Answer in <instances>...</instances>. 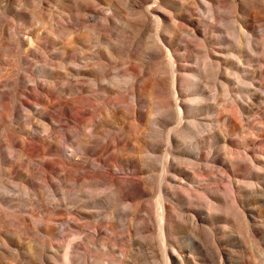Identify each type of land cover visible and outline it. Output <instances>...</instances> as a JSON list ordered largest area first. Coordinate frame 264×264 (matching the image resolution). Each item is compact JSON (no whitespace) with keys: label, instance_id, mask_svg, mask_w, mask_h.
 I'll return each instance as SVG.
<instances>
[{"label":"bare ground","instance_id":"obj_1","mask_svg":"<svg viewBox=\"0 0 264 264\" xmlns=\"http://www.w3.org/2000/svg\"><path fill=\"white\" fill-rule=\"evenodd\" d=\"M59 1L62 2L63 5H65L66 3L68 5V8L66 9L68 14L65 15L61 13L62 16L60 15V17L65 20V22H62L61 24H59V28L61 29L62 33L66 35L67 38H69L70 44H66L62 48L61 57H62L63 65L59 66V68H56L54 65H52L53 67H55L53 68L50 65L51 61L49 60L50 58L49 56L48 58L47 57L43 58V56L42 57L37 56L45 61L43 62L42 71L44 72V75H46V77L51 80L48 83V88L45 89L44 91V93H46L45 97H41L39 94H36V93L26 94L27 96L24 94L26 97H23V95L21 94V90H20L21 85L25 83V78L28 76H23L21 74L22 71L20 72L19 65L21 62L25 61L26 57L32 54L31 47H35L36 43H32V40H29V41L23 40L19 36L18 31L15 29L16 27L13 28V26H10L11 24H9L8 26V32L6 30V36L8 35L7 37L8 39L4 40V37L2 39V44L6 47L4 49L7 50L6 52L10 53V58L8 57L9 58L8 59L5 57L6 58L5 64L6 66L7 65L9 66L8 67L9 73H7V75H3L0 77V88L2 84L8 87V91L3 92L0 90V128L4 126L6 123H8L9 121H11L12 118L15 117L18 124L22 125L23 129L25 130V134H29L33 136L31 137V140L35 143L36 148H28L27 144H24V142H19L16 136L12 134L10 136V139L4 142L5 144L3 142L0 143V158H3V151L6 148L9 150V151L7 150L9 153L11 152L10 154L12 156L13 154L19 156L17 157V159L19 158L20 162H22V165H26V168L28 170L30 169L29 171L31 172L30 173L27 170L26 173H22L23 178L28 184L33 183L32 176H35L38 178L36 180L41 181V183L39 184L41 187L42 186L45 187L44 185H47V187L49 186L48 188H50L51 187L50 185H53L51 182H49V175H48L49 171L47 172V169L42 167L43 165H45L44 156L51 155V156H54V158H56L57 164L60 165L58 169L60 173V178L63 180V182L66 185L71 184L75 186L77 184L78 185L81 184L82 186V184L87 183V181H84V177L87 176V177H90L91 179L93 178L94 179L93 181L98 184H109L107 186L112 185V188H114L115 192L113 193L112 192L113 190L112 191L110 190L111 195L112 194L115 195L116 193L118 197H121L123 195H126V193L129 191L138 190L137 192H139L141 196H144L147 194L149 190L148 187L150 186V183L153 178L152 175H150L152 173L148 174L150 172V163L156 162L154 160L155 157H161V156H157L156 153L161 151L162 146H165L167 151L166 153H164V157H162V161H163V163L161 164L162 172L159 171L160 173H162V175L160 176L162 180H160L161 181L160 186L157 188L159 189V191L158 190L157 191L159 192L158 193L159 194L158 206L160 205V217H159L161 219L160 227L162 230V239H163L165 246L168 243V241H171L170 235L174 231H177L178 229L179 230L183 229V227L185 226V223L187 222H188L187 224H189V222L192 223L194 225L193 227H195V229L200 232L201 230L204 231V228L206 227L205 225H214V224H222V223L229 222V219H228L229 217L224 218L216 214L217 212L214 213L215 210H217L218 208L217 205H221V207L223 208V205L225 207V204L227 205V203H229L228 199L223 198V196H225L226 193L223 192L222 190L221 191L224 193V195L222 192L221 194L219 191L212 192L210 189L206 187L200 189L202 190L200 191L201 193L204 192L208 194L210 197H212V199L215 202H217L213 205L214 207H208L209 205L208 204L209 202H208L207 212L198 210L192 207L190 204H186V207H184L183 211H186L192 215H184L182 214L183 212L179 213V211L177 210V208L174 207V205L171 206L170 205L171 203L170 204L168 203L169 198H171V200H174V201H179L180 198L188 200L191 198V196L193 197L195 193L194 187L196 188L198 187L196 186V184L201 186L200 182L205 180L201 178V177H204L202 174L207 176L205 178H207L208 180H215V177H213L215 176V173H213L212 170L217 168V166L218 167L221 166L225 168L229 173V174H226L227 172L225 173L224 169L223 170L220 169V171L222 170L223 173L225 174L224 176L228 177V180L230 182L231 189L230 190L227 189V190L232 191V193H230L232 200H231V197L229 200H231L230 201L231 209L236 214L235 216L239 218L243 216L244 219L247 220V224L249 225V228L252 234L249 231V228L246 230H248L251 235H255V237L258 236L260 234L258 228L260 227L257 228L256 217H260L259 213L264 214V210L257 212L250 208L246 209L247 205L244 204V201L241 196L242 191H243L242 181L244 183V180L242 179H245V182H246V179H255L256 181L257 180L260 181L258 187L255 183L256 181L255 182L253 181L255 183L253 186L263 191L264 190V171L262 169H264V167L260 169L261 167L260 165H258L260 167L258 169V166L253 164L255 167H257L258 170L248 175H240L235 170L229 171L228 170L229 165L227 164L228 161L233 164L234 163L236 164L241 159L239 156L234 157L239 154L236 151L235 152L237 154H234V151L232 150L234 148L230 149V145H232V142L229 139V136L230 135H242L243 133L249 130V129L245 130V124L243 125L241 121L244 120V117H243L244 113L250 114L255 111L256 104L254 105L249 101L251 103L249 104V106L245 107L241 105L242 112L239 110L238 111L236 110L235 112L231 111L234 113H229L224 108L225 110L224 109L223 110L226 112L223 113L224 111L221 109L222 111H219L218 116L216 117L217 122H222L220 126L218 125V127H220L219 132H218L219 129L215 130V128H213L211 124V120L207 118V113L209 112V110H211L210 106L208 105L209 101L212 98H215V96L213 97V95L210 96V95H207L206 93V85L209 84L210 86L211 84L207 82L213 81L211 79H210L211 81H207V78L210 75H213L214 78L216 79L215 81L216 85H220V87L222 86L224 89V92H227V93H229L231 89L233 90V88L235 91V88L239 85V82L243 81L242 76H240V72L246 71V69L241 59V50H240L241 44L238 43L239 39L236 38V43L233 42L232 45L226 44V46L225 47L223 46L222 48H213V49L209 48L207 50L208 55L205 57L204 62L203 61L200 62L199 57L195 54H200L202 51L206 50L207 45L210 46L212 44H217L216 40L225 41L222 33L221 34L219 33L220 34L219 37L218 35L216 36L214 34L209 35L214 30L218 29V26L216 25V22H217L216 17H219L221 13L222 15L224 13V12L219 11L221 10L219 7L223 6V4L225 5V3H230L233 5L234 9L237 11L238 8H242L246 4L251 7L256 6L258 9L264 11V0H208L207 2H210L208 3L210 5L209 12H208V18L207 19L203 18L204 21H202V22H205L206 20V25H201V23L199 24L198 22L195 21L196 19L195 20L190 19V16L194 15L195 9H198L197 8L199 7L198 5H202L199 0H59ZM172 4H174L175 6L173 10H170ZM51 5H54V4H51ZM246 8L248 7L246 6ZM241 12L243 13V11ZM260 13L262 14V12ZM225 14H226V11H225ZM255 14L254 13L252 14L250 12L247 13L246 14L247 21L239 19L243 27L246 28L248 32L250 30L253 31V25L252 23H250V19H256ZM47 17H50L51 20L55 19L56 16L54 15V10L51 11L50 13L47 12ZM195 23H197L198 25H195ZM51 24H54V23H51ZM51 26L53 27V25ZM5 29L1 31L2 32L0 34L1 37L2 35H4ZM163 29H165L166 33H168L169 35H165L163 32ZM55 31L56 30L54 28V32ZM49 33H51V31ZM55 33L57 34V32ZM55 33H53V35H55ZM246 33L247 32H245V35ZM246 36H248V34ZM152 38L154 39V41H151ZM176 40L182 42V46L180 47V50L185 52L184 54L182 52V55H179L181 53L180 51H176V52H180L179 54L175 53V50H177V48L175 47ZM240 42H243L242 39L240 40ZM243 43H242V47L244 48ZM27 44H29V47L24 51L25 53L24 54L20 53V55H17V50L21 49L22 45H27ZM32 44L34 45L32 46ZM74 44H77L79 47L73 46ZM258 46L261 47L262 45L260 46L259 44ZM76 48H78L79 50V53L77 54L75 53ZM166 48H168L169 52L171 53V57L170 58L168 57L169 62H168V59L167 61L165 60L161 62L157 61L160 58L162 51L165 50ZM191 50H192V53L194 52L195 54L190 53ZM43 51L45 50L43 49ZM257 52H259V50ZM184 58L193 60L192 62H194L196 66L179 64L178 62ZM251 59L253 60V58ZM121 63L124 66V68L122 67L123 68L122 70L120 67H118V69L120 68L119 73L121 74V71H123L122 74L124 75L122 76V78H119L118 73L114 71L117 66H122L120 65ZM168 65L170 66V68ZM261 66L262 67L259 68L260 69L259 75L264 77V67L263 65ZM230 69H234L235 71H230ZM221 75L222 76L226 75L229 77L231 76L234 78V80H230V81L227 80L226 82H219L218 80ZM114 77L119 78L116 81L118 84L121 82L124 84L129 83V82L132 83V89H130L131 86L129 87L127 85L129 87L128 88L129 91L128 92L127 90L125 91L128 94L125 95L124 99L117 98L118 95L114 98L112 97L113 94H116V90H114V86L117 83L114 81ZM115 88L118 89L119 87L118 88L115 87ZM243 88H245V86H243ZM254 89L259 92V87L257 89L256 88ZM262 89L260 88L261 91ZM117 93H121V92H117ZM230 94L228 96H230ZM238 94L240 95V93ZM250 95H251V98L249 97L248 98L252 99V102H257L258 100L261 99L260 94L256 93V91H253V93ZM67 96H70V97H67ZM123 96L124 95H122V97ZM173 96L174 98H172ZM231 96H230V99H231ZM241 96H242V93H241ZM243 98L245 97L243 96ZM127 99L129 101L130 100L132 101V104H130L129 107L127 108L129 112V116L133 118L139 124H142L141 126H143V129L140 130L139 125H137L139 128V131L131 133L132 135L128 136L126 140H121L122 138L110 140L112 138L111 137L109 138V136L106 134L107 130H105V128L111 129L112 125L115 123L114 121L117 120L119 116H122V115L126 116L128 112L127 111L124 112L123 108H126L125 106L126 104L131 103V101L129 102ZM97 100H99L98 101L99 103L98 102L94 103V101H97ZM18 103L20 104L21 108L15 113L14 111L15 105L16 104L18 105ZM228 103L231 104L230 101ZM237 104H235V106H237L236 108L240 109L239 105ZM245 105H247V102ZM198 115H200L201 117L197 118ZM26 123H29L31 127L32 126L35 127L36 129L35 134L31 132V130L25 129ZM129 123L130 122L128 121L127 124L129 125ZM246 123H247V120H246ZM131 125L132 124H130L129 126ZM169 126L172 128H169L170 131L168 134L165 132L168 135L166 139V143H165L166 145H164V143L163 145H161L160 143L162 142L160 143L156 142L158 135H160V131H162L160 130V128L166 129ZM27 127L29 126L27 125ZM150 127L154 128L155 132L160 130L158 131L159 134L156 135L157 137L154 136L156 138H154L153 135L152 137H150V135L148 136L146 130L149 129ZM12 128L16 129L15 127H12ZM254 128L255 127L253 126L252 130ZM122 131L125 132V129H123ZM260 133L263 134V132H260ZM248 134L251 135V133H248ZM50 136H52L53 138ZM185 136H186V139L188 138L187 136H191V138H194L195 143L194 144L184 143V141H187L185 140ZM101 137H104V139L102 140ZM243 138H244L243 143L248 147L254 145L255 141L257 140V139L255 140L254 137L247 138L246 136ZM190 140L192 141L193 139H190ZM62 141L65 142L66 144L65 149H63L64 155L60 153V147H59V144H61ZM132 142L137 144L136 147L132 144ZM217 144H221L220 147L225 151V155H227L225 159H222V157H220L219 154L216 156L213 154V147L216 146ZM112 147H115L117 149L119 148L118 154L117 152H115L114 155L115 154L117 155L116 156L113 155L112 163L109 161L102 160V156L105 154V152ZM202 147L208 149L207 154L203 153ZM115 148L113 150H115ZM144 152H146V155H143ZM110 154L111 153H109V155ZM258 154L256 157L254 156L255 159L253 160L257 164L261 163V160H260L261 158H259L260 155L258 156ZM262 154L264 155V152H262ZM158 155H161V154H158ZM106 156L107 155H105V158L109 157V156L108 157ZM33 157H40L39 159L42 158V161H38V164L35 165V161ZM238 157L240 158L239 161L237 160ZM10 162L12 164L11 171H15V170L17 171L19 168L18 162L16 161L14 162L12 159L10 160ZM245 163H248V162H245ZM158 164L160 165V162ZM187 165H193L195 168V171H197L198 174L196 175L194 173H190L186 171L185 168ZM104 166H111L114 169H117L119 172H122L123 174H127V175L132 174L133 178L138 177L140 180L141 188L139 189L137 186L133 185L132 183L133 180L132 178H130L131 176L127 178H123L121 176L119 177L118 175L117 176L113 175L112 172H105L107 171V169L106 170L104 169L105 171H103ZM125 167H128L130 171H126L124 169ZM216 171L214 170V172ZM222 171H221V174H222ZM155 175L157 174L155 173ZM249 181L246 182V185ZM59 184H61V182ZM191 184L194 186H192ZM62 185H59V187ZM27 187H25V190L28 188H31V187H28V188ZM79 187L74 188V189L79 190ZM90 187L91 186H89L88 188ZM100 189L102 190V188ZM38 190L41 191V188ZM256 190L254 189V192ZM0 191L7 192V190L5 191L1 189ZM70 191L73 192V188ZM88 191L86 190L85 192L88 193ZM91 191L90 193H92ZM93 191L97 192L95 190ZM26 193H30V191ZM34 193L36 192L34 191ZM70 193L71 192H69L68 194L69 196H70ZM90 193H89V197L91 196ZM200 194H199V199H202L204 195L202 197L200 196ZM68 195L66 196L69 197ZM107 195L109 196V194L105 193L104 196H107ZM53 196H54V192H53ZM53 196L52 194L50 195V197H52V200H53ZM72 198L69 197L68 198L69 201ZM207 199L210 200L209 197ZM6 200L7 199L5 198L0 199V203L5 204ZM82 202L84 203V200ZM146 202H145V205H146ZM89 203H92V201ZM53 204H57V203H53ZM66 204H65V207H66ZM211 204H213V202ZM79 205H80V202L78 204V207ZM49 207H51V204L49 205ZM78 207L76 208L77 210L65 209L66 210L65 213L57 209L58 210L57 212L64 213L65 215L68 216V218L66 217L67 219H65L64 221V225L61 226L62 228L60 231L57 228L59 227L60 224L56 222V221H60V219L52 220L59 224L57 225L55 223L57 227L55 224L52 223L51 220L49 223H45V224L44 222H42L41 224L43 225H40L39 227V230L47 236L48 241L52 243L54 247H59V245H56V244L54 245L53 238L60 236L61 238L65 239L66 235L69 236V234H72L71 236H73V239H71L68 242V244L66 245L65 251H64V257H65L66 264H78V260L75 256V253H76L75 249L79 248L76 242L79 239H81L82 241H85L88 245L95 244L96 241H100L101 243L99 247L103 251H106L107 248L112 249L111 248L112 246L110 244L111 241H109L110 236L108 235L105 236L104 233H102V229L98 224L95 223L96 221L95 222H92V220L88 221L91 219L90 213L92 211L90 213H86L87 209H83L84 211H82V210H78ZM71 208H72V205H71ZM131 208L133 207L131 206L129 209ZM138 208H139V205H138ZM222 208L220 210H222ZM228 208H229V204H228ZM223 209L226 210V208H223ZM133 210L135 209L133 208ZM220 210L218 212H221ZM4 211L6 210L4 209ZM53 211L55 212L56 209ZM227 211H229V209H227ZM132 213L133 212L131 211V214ZM147 213H148V208H147ZM230 214L232 215V213ZM26 216L28 218V215ZM22 217L20 218H17L15 216L10 217V214L9 216L8 215L6 216V214H4V212L0 209L1 230L3 232L11 233L16 237L14 241L9 238H6L4 239L5 241L0 242V256H4L5 258L10 259L13 264H56L57 262H55L56 259L54 260L53 258L54 256L51 257L49 256L48 253H44V252H40L38 254L37 253L38 251L36 252L34 250L35 248H33L30 245V243L28 244L24 243L26 245H22L23 244L21 243L23 241L22 238H20L21 242L19 241V237H21L20 236L21 234H22V237H24V239L26 240H28L29 238H32L31 237L32 235L36 236L37 234L36 233L37 227L34 226V223H32V221L28 220L27 218H22ZM111 217L113 218V216ZM126 217L128 218V216ZM83 219L85 220V222L83 221L84 223H81L80 220H83ZM130 220L132 221V218ZM102 223L103 222H101V224ZM109 223L107 226H105V228L108 231L112 232L113 223L112 224L111 223L109 224ZM127 223H130V222H127ZM137 223L139 224V222ZM144 223H147V222L144 221ZM87 225H88V228H90L91 230L93 229V230L92 232L87 233L85 236H83L82 235L84 234L83 230L85 229ZM131 225H133L132 222H131ZM232 225L237 227L238 224L236 225V223L234 222ZM141 226H144V224ZM226 227L230 228V226H226ZM130 228L131 226L129 227V230L127 231H130L131 230ZM133 228L135 229V227ZM137 229L135 230L137 231ZM206 229L208 230V228ZM225 229H224V226L218 228V230L220 231L219 234L222 235V237L218 240V244H217V246H219V251H218L219 257L218 258L221 259L219 261L224 262V264L228 260V250L221 249L220 246L222 243H227L229 241L228 236L225 235ZM195 232L193 235L194 238L196 235ZM235 232H240V231L236 230ZM240 233H242V231ZM250 234H248V236ZM199 237L200 235L197 236L196 238H199ZM212 237L213 236H211V238ZM240 237L242 236L240 235ZM251 238H254V237L251 236ZM242 240H244V238H242ZM251 240H250V244L251 243L255 244V242H257V241L251 242ZM232 241L235 242L236 239L234 238L233 240H231V242ZM199 242H202L204 244L205 241H199ZM234 242H233V245H234ZM246 242L248 243V241ZM137 243L139 242L137 241ZM205 243H207V241ZM257 243H259V241ZM257 243L255 244V246L259 247L260 245L257 246ZM142 245H145V243ZM251 245H249V247ZM253 245H252V248H254ZM249 247H246V248H249ZM260 247L257 248L258 251L264 252L263 248L262 250H260L261 249ZM206 248L207 247H205V250ZM211 249H213V247ZM215 249H217V247ZM254 249L256 251V248ZM132 250H134V247ZM209 250L210 249H208V252ZM165 252H166L167 264H188L192 260V257H189L187 254L183 255L181 251H174L173 249L169 250L168 247ZM120 253H121V257H120L119 262H117L115 259L114 261L113 260L114 257L112 258V260H108L105 257L104 258L107 259L106 262H108V264H135V262H132V260L129 262L131 258H128L129 259L128 261L126 260V255H127L126 251L121 250ZM212 253L211 254L209 253L210 256L212 255ZM137 258L136 259L134 258L135 261H137ZM139 258L141 259V257ZM139 261L137 263H139ZM81 264H85V263H81ZM237 264H240V262H238Z\"/></svg>","mask_w":264,"mask_h":264},{"label":"rangeland","instance_id":"obj_2","mask_svg":"<svg viewBox=\"0 0 264 264\" xmlns=\"http://www.w3.org/2000/svg\"><path fill=\"white\" fill-rule=\"evenodd\" d=\"M49 1H50V3H49ZM199 1H200V3L202 5H198L199 6V7H197L198 9H195L194 15L193 16H190V19L191 20H195L196 19L195 21L198 22L199 24L201 23V25H206V20H205V22H202V21H204L203 18H206V19L208 18V12H209V7H210V5L208 3H210V2H207L208 0H199ZM51 4H54L55 6L54 5H51ZM66 5H67V3L65 5H63V3L60 2L59 0H10V2H9V0H0V28H1L0 29V34L2 33L1 31L6 28L4 35H2V37L0 35V37H1L0 38V77L3 76V75H7V73H9V68H8L9 66L8 65L6 66L5 61H6V58H8V57L10 58V53L9 52H6L7 50L4 49L6 47L2 44L3 37H4V40H7L8 39L7 38L8 35L6 36V30L8 32V26H9V24H11L10 26H13V28L16 27L15 29L18 31L19 36L23 40H26V41L32 40V43H36L35 47H31L32 54H30L28 57H26L25 61L21 62L20 65H19V70H20V72L22 71L21 74L23 76H28L29 77V78L26 77L25 78V83L23 85H21V89L20 90H21V94L23 95V97H26L27 96L26 94H35V93L36 94H39L41 97H45L46 93H44V91H45V89L48 88L49 81H51L50 79H48L46 77V75H44V72L42 71L43 70V67H42L43 66V62H45V61L43 59L37 57V56H40V57L43 56V58L44 57H47L48 58V56H49L50 57L49 60L51 61V64L50 65L51 66L54 65L56 68H59V66H62L63 65L62 57H61V55H62V48L66 44H70V41H69V38H67L66 35H64L62 33L61 29L59 28V24H61L62 22H65V20L60 17L61 13L62 14H65V15L68 14V12L66 10L68 8V5L67 6ZM174 6L175 5L172 4L170 10H173L174 9ZM223 6L219 7L221 9L219 11L224 12L223 15L221 13L219 15V17H216V21H217L216 22V25L218 26V29L214 30L209 35L214 34L216 36L218 35V37H219V35L222 33V35L224 36L223 38H224L225 41L216 40V43L217 44H212L210 46L207 45L206 46L207 47L206 50L202 51L200 54H195L194 52L192 53V50L190 51V53L197 55L199 57V61L200 62L201 61L204 62L205 57L208 55L207 50L209 48L210 49H213V48H222L223 46L225 47L226 44L227 45H232L233 42L236 43V38L239 39V42L238 43L241 44V49H240L241 50V59H242V61L244 63L245 69H246V71L240 72V76H242V80L243 81L239 82V85L235 88V91H234V88H233V90L231 89L229 91V93H227V92H224V89H223L222 86L220 87V85H216V82H215L216 79L214 78L213 75H210L211 77L209 76L207 78V81H211V80H213V81L207 82V83H211L210 86H209V84L206 83L208 85V87L206 85V93H207V95H210V96L213 95V97L215 96V98H212L211 99L212 102H211V100L209 101V104L208 105L210 106V109L211 110H209V112L207 113V118L209 120H211V124H212L213 128H215V130L216 129L217 130L219 129L218 130V132H219L220 131V127H218V125L220 126V124H222V122H217L216 121V117L218 116L219 111H222L225 108L229 113H234L236 110L237 111L238 110L241 111V105L247 107L251 103L254 104V105L256 104L255 105L256 107L254 106L255 107V111L254 112H252L250 114H247V113H244L243 114L244 120H242L241 123L243 125L245 124V130L246 129L247 130L249 129L248 131L245 132L246 134L243 133L245 135L242 134V135H230L229 136V139L232 142V145H230V149L234 148V149H232L234 151V154H237V153L239 154V155H236L234 157L239 156L241 159L238 157L237 160L239 161V159H240V161L237 162L236 164L235 163L233 164V163H231V162L228 161L227 162V164L229 165L228 170L229 171L235 170L240 175H248V174H251L252 172L258 170L260 167H261L260 169H262L264 167V157H263L264 155L262 154V152H264V131H263L264 130V107H263L264 106V103H263L264 102V100H263L264 99V97H263L264 96V89H262V88H264V79H263L264 77H262V76L259 75V72H260V69L259 68L262 67L261 65H263V67H264V59H263L264 58V55H263L264 54V19H263V17H264V11L258 9L256 6L255 7L252 6L253 7L252 8L251 6H248L246 4L242 8H238L237 11L234 9L233 5L230 4V3H225V5L223 4ZM246 6L248 8H246ZM249 7H250V9H249ZM52 9L54 10V15L56 16L55 19H53V20H51L50 17H47V12L50 13L51 11H53ZM206 9H208V10H206ZM225 11H226V14H225ZM241 11H243V13ZM245 11H246V13H245ZM249 12L252 13V14L253 13L254 14L256 13L257 15L255 14L256 19H250V23H252V25H253V31L250 30L248 32L247 29L243 27V25L241 24V21L239 19L246 20V17H247L246 14L249 13ZM260 12H262V14ZM56 13H58V14H56ZM218 18H220V19H218ZM223 18H224V20H223ZM56 22H57V24H56ZM51 23H54V24H51ZM51 25H53V27L56 30L55 32H57V34L54 32V28ZM195 25H198V24L195 23ZM3 26H5V27H3ZM47 30H49V31H47ZM50 31H51V33H49ZM52 32L55 33V35H53ZM163 32H164L165 35H169L168 33H166V30L165 29H163ZM245 32H247L246 35L248 34V36L245 35ZM250 33L252 34V36H251ZM241 34H242V36H241ZM28 35H30L31 37L28 36ZM247 37H249V38H247ZM241 39H242V41L244 43L243 42H240ZM250 39H251V41H250ZM151 41H154V39L152 38ZM242 43H243L244 48L242 47ZM259 44H260V46L261 45L262 46L259 47L258 46ZM33 45L34 44H32V46ZM73 46L79 47L77 44H74ZM181 46H182V42L176 40L175 41V47L177 48V50H175V53L176 54H179L181 52L179 55H182V52H183V54L185 53L184 51L180 50V47ZM28 47H29V44L22 45L21 49H18L17 50V55H20V53H23L24 54L25 53L24 51ZM250 48H252V49H250ZM43 49L45 51H43ZM167 50H168V48H166L165 50L162 51L161 56H160V58L157 61H160V62L161 61H164V60L167 61V59H168V62H169V58L171 57V53L169 52V50L168 51ZM258 50H259V52H257ZM176 51H180V52H176ZM248 51H250V52H248ZM41 52H42V54H41ZM75 53L76 54L79 53L78 48L75 49ZM244 54H246V55H244ZM251 54H252V56H251ZM251 58H253V60ZM184 59H182L178 63L179 64H183V65L196 66V64L194 62H192L193 60L188 59V58H184ZM212 60H214V59H212ZM229 61H231V60H229ZM120 65H122V63ZM55 67H53V68H55ZM118 67H120L123 70L124 66L123 65L122 66H117L116 69H115V71H114V72H117L118 73V77L119 78H122V76L124 75V74H122L123 71L120 70L121 71V74H122L121 75L119 73V69L120 68L118 69ZM169 68H170V66H169ZM230 71H235V70L234 69H230ZM118 77H114V81L115 82L119 79ZM232 78L233 77H231V76L229 77V76H226V75H224V76L221 75L218 81L219 82H226L227 80L228 81L234 80V78L233 79ZM125 84L121 82L119 84L117 83L114 86V90H116V94H113L112 95L113 98L118 95L117 98L124 99L125 95L128 94L125 91L127 90V92H128L129 91L128 88L130 86H131L130 89H132V83L131 82L125 83ZM252 84H253V86H252ZM240 86H241V88H240ZM243 86H245V88H243ZM115 87H117V88L119 87V88L116 89ZM252 87H253V89H252ZM258 87H259V92L254 89V88L257 89ZM260 88L262 89V91L260 90ZM0 90L3 91V92L8 91V87L5 86L4 84H2ZM123 91H124L125 94L123 93ZM233 91L236 94H234ZM253 91H256V93L260 94V96H261V99L258 100L257 102H252V99H249V98H251V95L250 94H252ZM117 92H121L122 94L121 93H117ZM237 92L240 93V95ZM241 93H242V96H241ZM248 93H250V94H248ZM229 94H230V96L232 95L231 96V99H230V96H228ZM119 95H120V97H119ZM122 95H124V96L122 97ZM243 96L245 98H243ZM67 97H70V96H67ZM232 97H234V98H232ZM172 98H174V96ZM241 99H243V100H241ZM247 99H248V101H247ZM233 100H235V101H233ZM244 100H245V102H244ZM98 101L99 100L94 101V103L95 102H98ZM229 101L231 102V104L228 103ZM246 102H247V105H245ZM130 104H132V101H131V103H128V104L125 105L126 108H123L124 109V112H126V111L128 112L127 108L129 107ZM235 104L239 105V108L240 109L236 108L237 106H235ZM225 105H226V107H225ZM228 105L230 106V108H229ZM259 105H260V107H259ZM20 108H21L20 104L19 103H18V105L16 104L15 105V110H14L15 113ZM231 108L234 109V110H232ZM231 111H234V112H231ZM225 112L226 111H224L223 113H225ZM226 114H228V113H226ZM210 115H212V116H210ZM246 115H248V116H246ZM200 117H201L200 115L197 116V118H200ZM246 120H247V123H246ZM248 120H250V121H248ZM128 121L130 122L129 125L132 124L133 126L132 125L129 126L127 124ZM114 122L116 124L114 123L112 125V128L111 129L109 128L110 130L107 129V128H105V130H107V133L106 134L109 136V138L110 137L112 138L110 140L121 139V138H122L121 140H126L128 136H131L132 135L131 133H134L136 131H139V128H138L137 125H139L140 130L143 129V126H141L142 124H139L138 122H136L133 118H131L129 116V112L126 114V116L125 115L119 116L118 119L115 120ZM27 125L29 127H27ZM118 125H120V126H118ZM23 126H24V124H23ZM253 126L255 128L252 130V127ZM12 127H15L16 129H13ZM169 128H172V127L169 126L166 129H161L160 128V130H162L163 132L160 131V130H158V131H160V135H158V138H157V141L156 142H158V143L162 142V143H160L161 145H163V143H164V145H166L165 143H166V139H167V136H168L167 134L170 131ZM1 129H2L3 132L1 131ZM25 129H29V130H31V132H33L35 134V130H36L35 127L34 126L31 127V125L29 123H26L25 124ZM123 129H125V132L126 133L122 131ZM152 129H153V131H152ZM158 131L155 132V129L152 128V127H150L149 129L146 130L148 136L150 135V137H152V135L154 137L157 134H159ZM148 132H150V133H148ZM260 132H263V134L260 133ZM123 133H125V134H123ZM248 133H251V135L248 134ZM0 134H1L0 135L1 136L0 137L1 138L0 139V143L6 142V140H9L10 139V136L12 134H14L16 136L17 140L19 142H24V144H27L28 148H36L35 143L31 140V137H33V136L32 135H29V134H25V130L23 129L22 125H19L18 124V122H17V120H16L15 117L12 118L11 121H9L8 123H6L4 126H2L0 128ZM3 134H4V136H3ZM113 136H114V138H113ZM246 136H247V138H253L254 137L255 140L257 139L255 141V144L252 145V146H249V147L246 146L243 143V141H244V138L243 137H246ZM5 137H7V138H5ZM50 137H52V136H50ZM156 137H154V138H156ZM187 137L188 138L186 139V136H185V140H187V141H184V143H186V144L187 143H190V144H194L195 143V141H194L195 139L194 138H191V136H187ZM52 138H50V139H52ZM101 138H102V140L104 139V137H101ZM190 139H193V140L191 141ZM162 140H164V141H162ZM132 144L135 147L137 145L136 143H133V142H132ZM220 146H221V144H217L216 146L213 147V154L215 156L219 154V156L222 157V159H225L227 155H225V151ZM59 147H60V153L64 155V150L63 149H65V147H66L65 142L62 141L61 144H59ZM114 148L115 147H112L109 150H107L105 152V154L102 156V160L109 161V162L112 163V158H113L114 153L117 152V154H118V152H119V148L118 149L115 148L116 151L113 150ZM162 149H161L160 152H157L156 153L157 156H161V157H155L154 160L156 162H154V160H153L154 163H152V162L150 163V172L148 174L152 173L150 175H152L153 178H152V181L150 183V186L148 187L149 190H148L147 194L144 195V196H141L140 193L137 192L138 191L137 190V191H129V192L126 193V195H123L121 197H118L116 193H115V195H113V194L111 195L110 190L111 191L113 190L112 191L113 193L115 192L114 191V188H112V185L111 184H110L111 186H107L109 184H98V183H96V182L93 181L94 180L93 178L91 179L90 177H87V176L84 177V181H87L86 184H87L88 187L91 186L90 188H88L86 186V184H82V186H81V184L80 185L77 184L75 186L74 185H71V184L70 185H66L63 182V180L60 178V173H59V170H58L60 165L57 164L56 158H54V156H51V155L44 156L45 165H43L42 167H44L45 169H47V172L49 171L48 172L49 182H51L53 185H50L49 184L51 186L50 188H48L49 186L47 187V185H44L47 189L45 187H43V186L41 187L39 185L41 183V181L40 180L39 181L36 180L38 178L35 177V176H32L33 183L32 184H28L25 181V179L23 178V176H22V173H26V171L28 170L26 168V165H22V162H20V159L19 158L17 159V157H19V156L14 155V154L12 156L10 154L11 152L9 153L8 152L9 150L6 148L3 151V158H0V161H1L0 162V189L1 190H5V191L7 190V192H3L2 191L3 192L2 193L0 191V199H4L5 198L7 200H6L5 204H1L0 203V207L2 205V207L0 209L4 212V214H6V216L7 215L9 216V214H10V217H14L15 216L17 218H20V217L23 216L22 218H27L26 215H28V218L27 219L30 220V221H32V223H34V226L37 227L36 228V233L37 234H36V236H33L32 235L31 236L32 238H29L28 240L24 239V237H22V234H21L20 235L21 237H19V241L21 242V239L20 238H22V240H23L21 242V243H23L22 245H26V244L30 243V245L33 248H35L34 250L36 252L38 251L37 252L38 254L40 252H44V253H48L49 256H51V257L54 256L53 258H54V260L56 259L55 260V262H57L56 264H66L65 257H64V251H65V248H66V245L68 244V242L71 239H73V236H71L72 234H69V236L66 235L65 239L64 238H61L60 236H57V237L53 238L54 245L55 244L56 245H59V247H54L52 245V243H50L48 241L47 236L39 230V227H40V225H43V224H41L42 222H44V224H45V223H49L50 220L52 221V220H55V219H58V220L60 219V221H56L60 225L58 223H56L55 221H52L53 224L56 223L57 225H59V227H57V225L55 224L56 227L58 228V230L60 231L61 228H62L61 226L64 225L65 219L68 218V216L64 214L65 211H66L65 209L77 210L76 208L78 207L79 202H80V205L78 207V210L84 211L83 209H87V212L86 213H90L92 211L90 213L91 219L88 220V221H91V220H92V222H95L96 221L95 223L98 224L101 227L102 233H104L105 236L106 235L110 236V240L109 241H111L110 244L112 246L111 247L112 249L107 248L106 251H103L99 247V245L101 243L100 241H96L95 244L88 245L85 241H82L81 239H79L78 241H76L77 242V246L79 248L76 247L77 249H75V252H76L75 253V256H76V258L78 260V264H81V263H85V264H101V263L102 264H108V262H106L107 259L108 260H112L113 257H114L113 260L115 259L117 262H119L120 261V257H121V253H120L121 250L127 252L126 260L128 261L129 260L128 258H131L129 260V262L132 260V262H135V264H167L166 252H165L166 249H167V247H168L169 250H172L173 249L174 251H181L183 255L184 254H187L189 257H192L191 262H189L188 264H219V263L220 264H224V262L221 261L222 262L221 263L219 261L221 259L218 258L219 257V253H218L219 246H217L218 240L222 237V235L219 234L220 231L218 230V228L219 227H223V226H224V229L225 228L227 229V230L225 229V235L228 236V238H229V241L227 243H222L221 246H220L221 249L228 250V260L225 262V264H237L238 262H240V264H255V263L256 264H260V263L261 264H264V252L258 251V249H257V248H259L261 246L260 247L261 248L260 250H262V248H263V251H264V226H262V225H264V214L259 213V216L260 217H256V220H257V228L260 227V228H258L260 234L255 237V235H251L252 232L250 231L249 225L247 224V220L244 219L243 216L240 217V218L237 217V216H235L236 214L231 209L230 201L232 200V197H231V194L230 193H232V191H228V190L231 189L230 188L231 186H230V182L228 180V177L227 176H224L225 174L223 173L222 170L224 169L225 170L224 172L225 173L227 172L226 174H229V173H228V171L225 168H223L221 166H219V167L217 166V168L214 169L215 171L218 170L216 172H214V170H212L213 173H215V176H213V177H215V180H208L207 178H205L207 176H205L204 174H202L204 177H201V178H203L205 180L200 182L201 186H199L198 184H196V186H198L200 188L194 187L195 188V193H194L195 196L194 195H193V197L191 196V198L188 199V200H185L183 198H180L179 201H174V200H171V198H169L168 203L169 204L171 203L170 204L171 206L174 205V207L177 208V210L179 211V213H182L183 212L182 214H184V215H192V214H190V213H188L186 211H183L184 207H186V204H190L192 207H194V208H196L198 210L207 212L208 211L207 205L209 204L208 207H214L213 205L215 203H217V202H215L212 199V197H210L208 194H206L204 192L201 193L200 191H202V190H200V189L206 187V188L210 189L212 192L219 191L221 193L223 191L227 195V196L226 195L223 196L224 193L222 192L223 193V195H222L223 198L224 199H228V201H229V203H227V205L225 204V207L223 205V208H226V210L223 209L221 207V205H217L219 209L217 208V210H215V212L214 211L213 212L214 213L217 212L216 214H218L219 216L224 217V218H228L229 217L228 218L229 219V222L228 223L227 222L226 223H222V224H214L215 226L214 225H205L206 227L204 228V231L201 230V232L200 231H197L195 229V227H193L194 225L192 223L189 222V224H187L188 223L187 222V223H185V226L183 227V229H181V230L178 229L177 231H174L170 235L171 241H168V243L166 244V246L164 245V242H163V239H162V230H161V227H160L161 226V219L159 218L160 217V205L158 206V204H159V194H158L159 193L158 192L159 189H157L160 186V183H161L160 180H162V178L160 177L162 175V173H160V172H162V165H161L163 163L162 157H164V153H166V151H167L165 146H162ZM202 151H203L204 154H207L208 149L202 147ZM109 153H111V154L109 155ZM9 154L12 156V158H11V156ZM117 154H115L114 156H116ZM156 154H154V155H156ZM158 154H161V155H158ZM257 154H258V156L260 155L259 158H261L260 159L261 160V163H259V164L255 163L253 161L255 159V157L257 156ZM105 155H107L106 157H108V156L109 157L108 158H105ZM143 155H146V152H144ZM47 157H49V158L51 157V158L49 159ZM52 157H53V159H52ZM39 158L40 157H33V159L35 161V165L38 164V161H42V158L41 159H39ZM11 159L14 162L15 161L18 162L19 168H18L17 171L16 170L15 171H11V169H12V164L10 162ZM36 161H37V163H36ZM244 161L245 162H248V163H245ZM159 162H160V165L158 164ZM253 164L254 165H257V166L260 165V167L258 166V169H257V167H255ZM253 167H255L256 169L253 168ZM24 168H26V169H24ZM104 169L105 170L107 169V171H105ZM124 169L126 171H130V169L128 167H125ZM185 169H186V171H188L190 173H194L196 175L198 174L197 171H195V168H194L193 165H187ZM220 169H222L221 170L222 171V174H221ZM29 170H28V172H30ZM153 170H154V172H153ZM262 170L264 171V169H262ZM103 171H105V172H112L113 175H116V176L118 175L119 177L121 176L123 178H127V177H130L131 176L130 178H132V180H133L132 181L133 185L137 186L139 189L141 188L140 187V180H139V178L138 177H134L133 178V175L130 172L129 173L131 175H129V174L128 175L127 174H123L122 172H119L117 169H114L111 166H104L103 167ZM155 173L157 175H155ZM212 175H214V174H212ZM242 180H244V183L242 181L243 191H242L241 196H242V199L244 201V204L247 205L246 209H249L250 208V209H253V210L257 211V212H259L261 210H264V197H263L264 196V192H263L264 190L261 191L260 189H257V187L259 186L260 181H258V180L256 181L255 179H246V182L250 180L247 183V185H246L245 179H242ZM253 181L254 182L256 181L255 183H256L257 187L253 186L255 184ZM60 182H61V184H59ZM57 183H58V185H57ZM62 183H63V185H62ZM3 185H5V186H3ZM59 185H62V186L59 187ZM27 186L28 187H31L32 189L31 188H28ZM192 186H194V185H192ZM245 186H247V187H245ZM25 187H27L28 189L25 190ZM39 187L41 188V191L38 190V189H40ZM70 187L73 188V192L75 191L74 193L72 191H70V190H72V188H70ZM78 187H79V190L78 189H74V188H78ZM99 187L102 188V190ZM51 188H52V190H51ZM67 188H69V189H67ZM103 188H104V190H103ZM246 188H248V189H246ZM65 189H67V190H65ZM254 189L255 190L257 189V190L254 192ZM27 190H29L30 193H26V192H29ZM49 190H51V191H49ZM83 190H84V192L86 190L87 191L89 190V191H88V193L87 192L84 193ZM93 190L97 191L98 193L97 192H94ZM24 191H26V192H24ZM34 191L36 193H34ZM76 191H77V193H76ZM79 191H80V193H79ZM90 191L92 193H90ZM50 192H52V193H50ZM53 192H54V196H53ZM69 192H71L70 193V196L68 195ZM42 193H44V194H42ZM89 193L91 195L90 197H89ZM105 193L106 194H109V196L108 195L107 196H104ZM29 194H31V195H29ZM51 194L53 196V200H52V197H50ZM65 194L68 195L70 198L73 197L74 199L72 198L69 201V199H68L69 197H67ZM76 194H77V196H76ZM199 194L202 197L204 195V197L203 198L201 197L202 199H199ZM32 195H34L36 197H34ZM62 195H64V196H62ZM205 195H206L207 198L209 197L210 200H208L205 197ZM85 197H87V198H85ZM225 197H227V198H225ZM230 197H231V200H229ZM259 197H261V198H259ZM54 198H55L56 201L54 200ZM110 198H111V200H110ZM71 200H73V201H71ZM83 200H84V203L85 204L82 202ZM45 201H46V203H45ZM49 201L52 202V203H50ZM91 201H92V203H89ZM211 201L213 202V204H211L212 203ZM110 202H111V204H110ZM145 202H146L147 207L145 205ZM53 203H57V204H53ZM61 203H62V205H61ZM119 203H120V205H119ZM50 204H51V207H49ZM65 204H66V207L67 208L65 207ZM228 204H229V208H228ZM58 205H59V207H58ZM63 205H64V207H63ZM71 205H72V208H71ZM75 205H76V207H75ZM82 205H83V207H82ZM138 205H139V208H138ZM260 205H261V207H260ZM131 206L135 210H133V208L129 209ZM136 208H138V209H136ZM145 208H146V210H145ZM147 208H148V213H147ZM221 208H222L223 211L220 210ZM4 209L7 212L4 211ZM55 209H56V211L54 212L53 210H55ZM57 209L63 211L64 213L57 212L58 211ZM227 209H229V211H227ZM219 210L221 212H218ZM131 211L133 212L132 214H131ZM13 212H15V213H13ZM221 213H222V215H221ZM230 213H232V215ZM97 216H98V218H97ZM111 216H113V218ZM114 216H115L116 219L114 218ZM126 216H128V218ZM133 217L134 218L136 217V218L134 219ZM234 217H235V219H234ZM131 218H132V221L130 220ZM141 219H142V221H141ZM110 220H112V221H110ZM139 220L141 221V223H140ZM83 221L85 222L84 219L83 220H80L81 223H84ZM100 221L103 222V223L101 224ZM113 221H115V222H113ZM144 221L147 222V223H144ZM109 222L111 224L113 223L112 224V232L111 231H108L105 228V226H107ZM127 222H130V223H127ZM131 222H132L133 225H131ZM137 222H139V224ZM234 222L236 223V225L238 224L237 227L232 225ZM134 223L135 224L137 223V224L135 225ZM142 223L144 224V226H141V225H143ZM128 224H129V226H128ZM130 226H131V228H130L131 230L130 231H127V230H129V227ZM226 226H230V228H227ZM133 227H135V229L138 228L137 231ZM206 228H208V230ZM248 228H249V231L251 232V234H250V232L248 230H246ZM145 229H147V230H145ZM92 230L90 228H88V225H87L85 227V229L83 230V233L84 234H82V235L85 236L87 233L92 232ZM113 230H115V231H113ZM236 230H238L240 232L242 231V233L235 232ZM113 232H114V234H113ZM137 232H138V234H137ZM194 232L196 234L195 235V238L193 236L194 235ZM238 233L242 237H240V235ZM129 234H131V235H129ZM248 234H250L252 237H254L256 239L251 238V236L250 235L248 236ZM199 235H200L199 238L202 239V240H200L199 238H196ZM211 236H213V237L211 238ZM6 238H9V239H11V240L14 241L16 237L13 234H11V233L3 232L1 230V226H0V242L1 241H5L4 239H6ZM114 238H116V239H114ZM175 238L178 239V240H176ZM234 238L236 239V241H235L236 243L234 241L231 242V240H233ZM242 238H244V240H242ZM250 238L253 239V240H251ZM135 239L139 243H137V241ZM206 239H208V240H206ZM113 240H114V242H113ZM250 240H251V242H253V241L254 242L255 241L258 242L259 241L260 244L257 243V242H255V244L257 243V246L260 245L259 247H256L254 243H251L252 245L254 244L253 246H254V248H256V251H255L254 248H252V245L250 244ZM199 241H205V242L207 241L208 244L204 242V244L206 245L205 246L202 242H199ZM209 241H210V243H209ZM212 241H214V242H212ZM246 241H248V243ZM131 242H133V243H131ZM215 242H217V243H215ZM233 242H234V245H233ZM24 243H26V244H24ZM144 243H145V245H142ZM214 243H215V245H214ZM210 245L213 247V249H211L212 247ZM249 245H251V246L249 247ZM114 246H116V247H114ZM139 246H140L141 249L139 248ZM202 246H204V247H202ZM208 246H209V248H208ZM133 247H134V250H132ZM199 247H200V249H199ZM205 247H207L206 250H205ZM216 247H217V249H215ZM246 247H249V248H246ZM119 249H121V250H119ZM124 249H126V250H124ZM208 249H210L211 251L209 250V252H208ZM117 250H119V251H117ZM135 251H137V252H135ZM249 251H250V253H249ZM237 252H239V253H237ZM209 253L210 254L212 253V255H211L212 257L210 256ZM140 254H141V256H140ZM216 255H218V256H216ZM259 255H261V256H259ZM104 257L107 258V259H105ZM139 257H141V259ZM134 258L135 259L137 258V261H135ZM139 259H140V261H139ZM138 261H139V263H137ZM0 264H13V263H12V261L10 259L5 258L4 256H0Z\"/></svg>","mask_w":264,"mask_h":264}]
</instances>
